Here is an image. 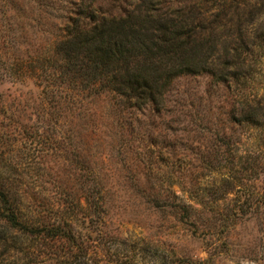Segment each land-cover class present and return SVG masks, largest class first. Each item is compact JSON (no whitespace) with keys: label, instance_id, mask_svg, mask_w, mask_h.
I'll return each mask as SVG.
<instances>
[{"label":"rangeland","instance_id":"374dc122","mask_svg":"<svg viewBox=\"0 0 264 264\" xmlns=\"http://www.w3.org/2000/svg\"><path fill=\"white\" fill-rule=\"evenodd\" d=\"M249 2L237 19L264 4ZM140 3L0 0V182L24 212L62 216L75 234L0 244V264H264V13L226 27L207 13L216 33L233 31L228 43L246 39L240 52L257 65L245 79L179 76L161 107L125 110L51 70L31 75L75 18L90 27L93 13ZM244 96L263 107L251 124L238 118Z\"/></svg>","mask_w":264,"mask_h":264},{"label":"trees","instance_id":"16d2710c","mask_svg":"<svg viewBox=\"0 0 264 264\" xmlns=\"http://www.w3.org/2000/svg\"><path fill=\"white\" fill-rule=\"evenodd\" d=\"M139 1L124 14L96 18L93 13L96 20L90 27L79 19L72 20L47 62L31 60V75L51 70L62 83L86 97L108 94L116 106L137 111L149 103L163 106L179 76L211 72L223 80L245 79L246 72L257 65L240 52V48H251L246 39L241 37L235 45L228 43L224 36L233 31L218 34L204 18L215 10L216 17L222 18V27L237 21L255 23L263 16L264 4L250 10L246 18L237 19L240 5L249 4V0H198L192 5L177 2L165 6L164 0ZM203 7L208 9L203 12ZM219 47L225 55L217 57ZM243 99L238 118L240 123L251 124L263 107L260 101L255 108L254 99ZM9 193V187L0 182V244L17 247L16 243L27 237L70 243L75 239L68 220L62 216L53 222L41 220L24 212L22 202L13 201Z\"/></svg>","mask_w":264,"mask_h":264}]
</instances>
